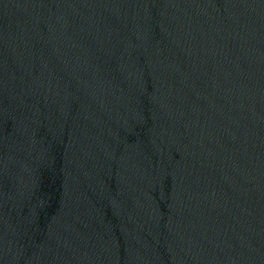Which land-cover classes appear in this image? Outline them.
<instances>
[{"label":"water","instance_id":"water-1","mask_svg":"<svg viewBox=\"0 0 264 264\" xmlns=\"http://www.w3.org/2000/svg\"><path fill=\"white\" fill-rule=\"evenodd\" d=\"M0 264H264V0H0Z\"/></svg>","mask_w":264,"mask_h":264}]
</instances>
